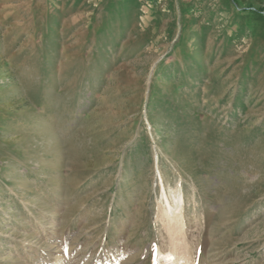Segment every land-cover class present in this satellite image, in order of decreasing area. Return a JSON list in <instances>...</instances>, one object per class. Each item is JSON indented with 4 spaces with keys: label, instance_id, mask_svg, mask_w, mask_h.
I'll list each match as a JSON object with an SVG mask.
<instances>
[{
    "label": "rangeland",
    "instance_id": "1",
    "mask_svg": "<svg viewBox=\"0 0 264 264\" xmlns=\"http://www.w3.org/2000/svg\"><path fill=\"white\" fill-rule=\"evenodd\" d=\"M59 262L264 264V0H0V264Z\"/></svg>",
    "mask_w": 264,
    "mask_h": 264
},
{
    "label": "bare ground",
    "instance_id": "2",
    "mask_svg": "<svg viewBox=\"0 0 264 264\" xmlns=\"http://www.w3.org/2000/svg\"><path fill=\"white\" fill-rule=\"evenodd\" d=\"M163 198L164 199H168V196H167V193H163ZM181 201H182V199H181ZM170 203V202H169ZM180 212V210L178 211V213ZM173 218V222L172 223H175L176 224V226H181V228H182V225H183V221H182V216L180 215H177L176 217H172ZM175 226V227H176ZM177 228V227H176ZM179 228V227H178ZM174 244V243H173ZM182 244V243H181ZM183 252V251H182ZM169 254V253H168ZM175 254V253H174ZM163 255V254H162ZM159 256H161V255H159ZM167 257V256H166ZM165 257V258H166ZM169 257V256H168ZM158 259V258H157ZM170 259V258H169ZM160 260H163V256H162V259H161V257L159 258V261ZM158 261V260H157ZM178 261V260H177ZM166 262V261H165ZM62 262H59V264H61ZM164 263V262H163ZM161 264V263H160ZM171 264V263H170ZM173 264V263H172Z\"/></svg>",
    "mask_w": 264,
    "mask_h": 264
}]
</instances>
